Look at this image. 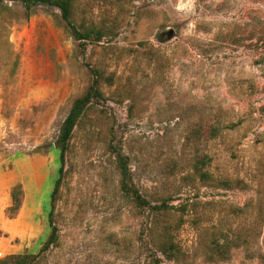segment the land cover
<instances>
[{
  "label": "rangeland",
  "instance_id": "rangeland-1",
  "mask_svg": "<svg viewBox=\"0 0 264 264\" xmlns=\"http://www.w3.org/2000/svg\"><path fill=\"white\" fill-rule=\"evenodd\" d=\"M73 21L105 36L81 45L60 9L0 2V261L264 264V0H77ZM93 70L105 98L79 120L51 201L61 127ZM120 154L143 195L173 205L168 222L183 218L178 259L147 237ZM50 210L57 241L41 251ZM215 230L233 243L225 259L205 247Z\"/></svg>",
  "mask_w": 264,
  "mask_h": 264
},
{
  "label": "trees",
  "instance_id": "trees-1",
  "mask_svg": "<svg viewBox=\"0 0 264 264\" xmlns=\"http://www.w3.org/2000/svg\"><path fill=\"white\" fill-rule=\"evenodd\" d=\"M5 1L22 3L28 15L33 12V9L36 6L40 5H48L60 9L62 18L67 23L72 36L76 41L80 42L81 45L89 41H101V39L105 36L104 32L100 30H81L74 23L73 9L77 0H0V2ZM93 72L95 73V78L92 85L83 96L75 100L61 127L56 146L59 152L58 160L60 165L54 179L51 201L55 200V196L58 192L62 175L64 173L65 153L79 120L94 100H101L105 98L104 93L101 90L100 73L96 70H93ZM209 132L212 137H216L218 129L211 126ZM200 164H206L205 158L200 160ZM119 168L121 173L122 191L131 199L138 209L149 211L150 219L146 225V233L147 237L152 241L155 251L161 253L168 260L178 259L181 255V249L178 247L175 238L176 231L180 227V221L183 220V218H180L177 224L168 222L171 216H173V212L171 211L174 208L173 205H169L166 200H164L161 204H153L145 195H143L133 183L126 158L121 154L119 155ZM195 170L200 173L201 176H207V173L202 172L200 165L196 164ZM19 188V186H15L12 191L13 205L10 207L12 214L18 213L21 208V199L19 196L21 191ZM181 210L184 212L186 209L183 208ZM48 217L50 234L48 239L45 240L41 251H46L57 241V228L53 223L52 210L49 211ZM232 244L233 243L230 242L228 238L223 237L220 231L215 230L211 233V239L208 242H205V247L209 252L218 255L219 258L225 259L233 246ZM37 258V255L33 253H21L7 257L5 260L0 261V264H36ZM153 258H156L155 254L153 255Z\"/></svg>",
  "mask_w": 264,
  "mask_h": 264
},
{
  "label": "water",
  "instance_id": "water-1",
  "mask_svg": "<svg viewBox=\"0 0 264 264\" xmlns=\"http://www.w3.org/2000/svg\"><path fill=\"white\" fill-rule=\"evenodd\" d=\"M172 36H173V32H172V31H170V32L168 33L167 40L171 39V38H172Z\"/></svg>",
  "mask_w": 264,
  "mask_h": 264
}]
</instances>
